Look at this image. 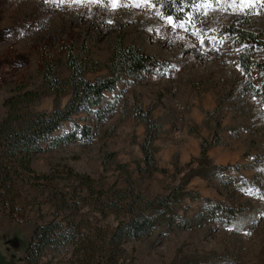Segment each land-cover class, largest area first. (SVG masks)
Wrapping results in <instances>:
<instances>
[{"label":"rangeland","instance_id":"rangeland-1","mask_svg":"<svg viewBox=\"0 0 264 264\" xmlns=\"http://www.w3.org/2000/svg\"><path fill=\"white\" fill-rule=\"evenodd\" d=\"M160 1L116 0L117 6L112 7L109 0L95 4L86 0H0V119L6 113L4 99L18 94V88L39 93L33 102L19 103L21 113L52 108L54 93L46 92L42 73L50 67L61 81L66 79L69 50L99 65L85 73L89 81L109 74L103 64L118 40L153 55L157 63L145 74L137 79L122 75L117 89L104 93L106 100L115 99L116 107L103 121L79 112L63 121L54 133H64L73 123L88 124L95 129L90 141H74L35 153L33 170L58 171L56 186L64 192H72L77 184L66 174V166L88 174L94 180V191L110 187L125 191L126 173L115 167L125 162L134 192L154 197L166 193L189 167L196 166L189 157L194 140H209L214 132L218 135L222 119L224 129L236 128L235 133L249 141L256 153L244 152L238 163L228 164V169L212 177H191L185 187L198 196H185L177 213L191 221L206 206L217 203L237 209L234 224L216 213L190 228L169 231L159 226L140 239L122 242L120 262L264 264V103L245 90L246 76L238 66L239 47L232 43L233 38L215 36V30L233 22L260 32L264 40V3L254 0V9L246 11L239 0H203L194 15L169 23L170 16L159 8ZM251 56L264 60V49L253 48ZM250 77L252 84L259 86L264 82V71L252 68ZM68 96L69 86L64 85L56 104L62 107ZM137 106L149 111L151 119L164 127L152 141L164 171L147 175L135 171L145 130L143 122L134 116ZM109 151L114 155L107 161L105 153ZM53 185L27 187L29 198L41 203L28 209L26 221L11 220L0 207V264H25L24 247L33 227L53 216ZM80 189L78 209L66 211L70 218L82 220V225L89 222L109 227L122 219L107 200L113 189L101 199L96 191ZM249 189L258 194L249 195ZM44 250L42 264H72L68 245Z\"/></svg>","mask_w":264,"mask_h":264},{"label":"trees","instance_id":"trees-1","mask_svg":"<svg viewBox=\"0 0 264 264\" xmlns=\"http://www.w3.org/2000/svg\"><path fill=\"white\" fill-rule=\"evenodd\" d=\"M202 1L161 0L159 8L173 21H180L187 15H194ZM245 3L254 4V0H239V4L246 11L254 9V6L244 7ZM224 34L231 36L232 43L239 47L237 63L246 76V92L259 97L264 103V82L254 86L250 77L252 68L264 71V60L251 56L253 48L259 46L264 49V40L260 32L238 27L231 22L215 30V36L223 37ZM156 63L153 55L144 53L133 45H124L118 40L111 45L110 55L103 64L109 70V74L89 81L85 73L99 68V65L69 50L65 60L69 70L66 79L61 81L50 67L42 73L46 92L54 93L55 105L50 110L36 113L19 111V103L33 102L39 96L35 90L20 91L18 88V94L4 99L6 113L0 119V207L11 220L26 221L28 209L41 203L35 198H29L27 187L54 183L52 186L54 191L51 194L53 216L50 221L36 223L33 227L24 247L25 264H42L40 259L44 249L52 245H68L73 256L72 264H121V243L149 235L159 226H165L169 231L190 228L203 219L215 216L216 213L224 215L229 224H234L232 220L238 212L237 209L217 203L206 206L191 221L178 216L177 213L185 196L190 198L198 196L197 192L187 190L185 187L191 177L196 175L212 177L229 167L211 164L205 154L208 147L219 142L220 138L216 132L209 140H200L198 157L190 161L196 162V166L189 167L179 183L170 185L164 194L146 197L134 192L126 163L116 164L115 167L120 172L126 173V189L124 191L110 187L113 191L107 196L108 203L122 215V219L111 227L95 226L89 222L83 226L82 220L76 221L73 217L70 218V213H66L69 209L73 211L78 209L76 198L81 187L89 189L90 193L96 191L98 199L110 189L94 191L92 189L94 180L88 174L74 172L71 167L66 166V174L77 184L72 192H64L56 186L58 171L53 169L49 173H37L32 168L31 160L35 153L49 151L74 141H90L95 129L88 124L73 123L64 133L57 135L54 133L63 121L71 119L72 114L79 112L91 115L95 121H103L116 107L115 99L106 100L104 93L116 90V82L122 75L137 79ZM64 85L69 86V96L66 103L59 107L56 102L59 94L64 91ZM148 112L139 106L133 112L134 116L143 122L145 128L140 141L141 157L135 162V171L142 175L151 174L155 170L164 171L157 167L152 148L153 138L161 127L158 121L151 119ZM113 155L114 153L109 151L105 153V159L108 161ZM38 216L41 217L42 214ZM59 216L63 218L58 219Z\"/></svg>","mask_w":264,"mask_h":264},{"label":"crops","instance_id":"crops-1","mask_svg":"<svg viewBox=\"0 0 264 264\" xmlns=\"http://www.w3.org/2000/svg\"><path fill=\"white\" fill-rule=\"evenodd\" d=\"M228 118H226V123H228ZM235 117L231 118V125L234 127ZM221 130L218 131V136L220 138L219 142L206 149V156L211 161L212 164L228 166V164L238 163L239 160L243 158V153L247 152L249 155H255L256 150H253L249 146V141L243 140L239 137L235 131L236 128L224 129V122L221 119ZM163 129L164 127L161 126ZM210 137V136H209ZM200 139H195L194 145L190 149L189 157L191 160L198 157L199 153V141ZM153 148V147H152ZM141 157V156H140ZM153 157L158 168L162 167L160 163V158L156 156L153 149ZM190 161V160H189ZM188 161V162H189Z\"/></svg>","mask_w":264,"mask_h":264},{"label":"snow or ice","instance_id":"snow-or-ice-1","mask_svg":"<svg viewBox=\"0 0 264 264\" xmlns=\"http://www.w3.org/2000/svg\"><path fill=\"white\" fill-rule=\"evenodd\" d=\"M64 2H65V0H61V3H64ZM72 2L79 3V2H84V0H72ZM86 2L95 4V3H103L104 0H86ZM261 2L264 3V0H261ZM109 3L111 4L112 7H116L117 6L116 0H109ZM136 6H139V5H136ZM252 6H253V3H245L244 4V7H246V8L247 7H252ZM168 22L172 23V18L171 17H168ZM178 26L179 27H184L183 24H179ZM248 194L249 195H255V194H258V193H254L251 189H249L248 190ZM262 198H264V197H262Z\"/></svg>","mask_w":264,"mask_h":264}]
</instances>
